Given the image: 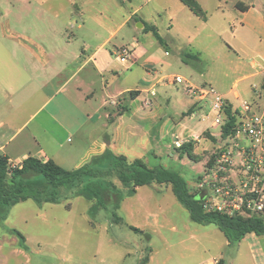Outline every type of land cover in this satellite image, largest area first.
<instances>
[{"label":"crops","instance_id":"obj_1","mask_svg":"<svg viewBox=\"0 0 264 264\" xmlns=\"http://www.w3.org/2000/svg\"><path fill=\"white\" fill-rule=\"evenodd\" d=\"M56 1L0 3V154L9 164L34 158L71 171L107 150L148 162V156L167 157L174 135L184 139L211 130L215 137L219 127H212L207 106L184 88L186 114L172 121V95L166 91L172 83L166 78L173 75L194 86L216 85L238 114L248 98L253 109L264 107V12L255 1L197 0L206 13L202 20L178 0H169L162 11L170 23L167 34H174L171 46L145 29L158 33L154 21L137 15L140 9L127 11L114 29L105 31L95 19V27L85 25L87 0H63L55 9ZM118 1L123 5L130 0ZM11 15L20 27L9 24ZM63 17L75 33L56 25ZM118 34L129 43L111 44ZM181 46L187 51H179ZM121 47L136 51L125 65L114 58ZM232 65L237 71L247 65L249 72L228 74ZM126 94L130 108L124 105ZM143 94L152 102L149 108L140 101ZM201 226L194 228L199 237L187 238L193 243L183 254L189 264H225V250H231L228 264H264V235L248 234L231 249L215 226ZM155 252L146 264H152Z\"/></svg>","mask_w":264,"mask_h":264},{"label":"rangeland","instance_id":"obj_2","mask_svg":"<svg viewBox=\"0 0 264 264\" xmlns=\"http://www.w3.org/2000/svg\"><path fill=\"white\" fill-rule=\"evenodd\" d=\"M170 1L177 3L176 0ZM251 1H255L260 10L264 12V0ZM59 2L64 1H56L55 9L59 7ZM87 2L86 26L95 27L96 20L104 25L105 31L114 29L121 21L123 14L140 9L137 14L139 17L151 24L154 21L153 25L158 30L160 42L163 45H172L171 36L174 34H167L170 23L162 11L163 6L166 3L169 4V0H130L123 5H120L118 0H87ZM0 3L2 4L3 0H0ZM65 18H61L56 25H65L69 33H75V30L69 28ZM8 19L12 26H21L17 24L14 16L11 15ZM26 25L30 26L31 23ZM123 43L126 45L129 41L122 42L120 34L111 42L118 47ZM180 45L182 43L178 42V46ZM182 47H179V51L183 49ZM182 51L184 53L187 50ZM216 67L213 66L214 69ZM235 67L232 65L228 74L233 75L237 71ZM247 68V65L241 66L236 74L239 71L243 74L249 72ZM170 73L177 74L174 70ZM126 74L128 73H124L121 79ZM180 74L186 77V73ZM201 86L217 89L216 85L209 83L201 84ZM170 87L171 89L166 90L172 95L168 113L172 121L176 123L181 119L182 113L186 114V108L182 103L185 94L182 92L181 85L172 83ZM260 91H263L262 88ZM159 93L161 96L165 95L164 90ZM261 94L264 97V91ZM148 98L144 94L140 98L142 105L146 108L152 105V102L150 104L147 100ZM251 100L252 98H248L247 101L251 104ZM124 105L128 108L132 105L127 94ZM122 109L120 105L118 111ZM253 110L258 111V109ZM238 112L242 113L239 109ZM196 121L194 123H197ZM212 132L211 130L203 131L198 136V142L195 141L197 144L194 154L202 158L200 161H190L172 145L173 148L169 149L166 158L163 155L162 158L159 156L157 159L148 156L149 167L162 166L179 171L187 181L190 191L196 192V179L206 172V163L223 144L221 128L214 129L215 137L211 135ZM105 153L91 158L84 165L87 170L98 173L97 178L84 176L71 185L56 189V195L61 199L60 204L42 203L39 207L33 200H29L9 208L5 216L0 213V264H139L142 259H149L153 250L156 252L152 264L190 263V259L183 255L187 248L193 246L192 241H187V238L192 234L199 237L200 235L196 234L194 228L202 229V226L190 220L188 211L176 200L169 187L144 186L139 189L136 196L126 198L118 211V215L124 220L122 225L113 224L105 210L92 216L89 214V209L93 202L75 196L77 189L86 184L106 185L107 187L113 183L120 187L119 182L116 181L114 169L110 170L109 161L104 159ZM170 153L173 154L172 157ZM166 161L168 165L165 164ZM131 227L140 232L132 231ZM10 229L17 230L25 238H18L9 232ZM200 238L202 240L203 237ZM211 254L214 255L213 252ZM228 254L231 257V250H225L221 256L225 264L230 261Z\"/></svg>","mask_w":264,"mask_h":264},{"label":"trees","instance_id":"obj_3","mask_svg":"<svg viewBox=\"0 0 264 264\" xmlns=\"http://www.w3.org/2000/svg\"><path fill=\"white\" fill-rule=\"evenodd\" d=\"M178 1L195 16L202 20L206 19V13L197 0ZM145 29L153 32L155 38L159 42L161 41L154 28ZM262 89L264 90V84ZM239 120V114L232 111L227 104L225 124L221 127L222 141L233 136ZM196 143L190 141L183 144L178 150L190 161H200L202 158L194 154ZM105 152L104 159L109 161V169H114L116 181L119 182L120 187L113 183L107 185V187L106 185L86 184L77 189L75 196L93 202L89 209V214L92 216L101 210H105L113 224L122 225L124 220L118 215L122 202L128 197H133L138 188L156 185L170 188L176 200L188 211L192 222L198 225L215 226L223 233L229 244L228 247L231 249L237 246L248 234L264 235L263 215L228 217L218 213H204L197 191H190L187 181L179 171H173L162 166L151 168L148 165L149 161L146 162L142 159L131 161L125 156L116 155L111 151L107 150ZM212 160L213 157L206 163L207 168L211 166ZM98 175L96 172L87 170L85 166L68 171L51 160L43 163L34 158L24 160L20 167L10 168L8 159L0 154V213L5 216L9 208L28 200H33L38 205L42 203L60 204L61 199L56 195L57 188L71 185L84 176L97 178ZM200 180L201 175L196 179V185ZM130 229L136 233L140 232L133 227ZM11 233L23 239V235L17 230H12ZM147 261L148 259H142L139 264H146ZM223 263V260L218 261V264Z\"/></svg>","mask_w":264,"mask_h":264},{"label":"built area","instance_id":"obj_4","mask_svg":"<svg viewBox=\"0 0 264 264\" xmlns=\"http://www.w3.org/2000/svg\"><path fill=\"white\" fill-rule=\"evenodd\" d=\"M135 53L134 47H121L114 56L125 65ZM166 80L181 85L193 99L207 106L212 114V127L221 128L225 124L227 101L214 88L194 86L180 76H169ZM151 95L154 96L153 91ZM251 105L241 104L242 113L233 136L223 141L219 151L212 155L211 166L196 185L204 213L228 217L264 216V107L257 111ZM198 139L195 135L188 139L174 135L173 145L180 148ZM20 166L9 164L10 168Z\"/></svg>","mask_w":264,"mask_h":264}]
</instances>
